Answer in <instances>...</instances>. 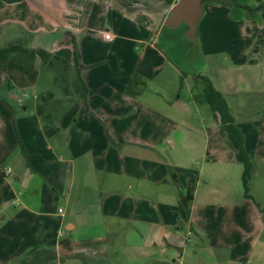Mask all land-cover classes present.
Masks as SVG:
<instances>
[{"label": "rangeland", "instance_id": "1", "mask_svg": "<svg viewBox=\"0 0 264 264\" xmlns=\"http://www.w3.org/2000/svg\"><path fill=\"white\" fill-rule=\"evenodd\" d=\"M246 2L253 8L264 4V0ZM103 4L94 1L90 6L89 15L76 25L78 27L73 33L74 40L68 35L65 45L60 48L54 46L53 49L60 58L61 55H69L68 45L76 47L78 51L99 54V62L95 64V76L107 81L113 76L111 67L127 65L128 59L132 62L134 59L136 61V58L130 52L127 53L133 49V43L127 39L128 31H132L130 20L127 19L122 27L125 21L113 20L111 13L102 7ZM21 6L22 4L17 2L0 3V47L15 42L14 37L20 36L23 27L27 26L29 13ZM217 6L202 18L198 31V34H201L202 27L207 34V37L201 40V49L206 54L210 52V55L200 56L197 53L198 48L193 50L191 59L182 55V50L185 52L187 45L179 28L170 31L169 38L166 35L164 38L160 36L158 43L181 71L175 70L169 65L170 62H162V59L158 64L152 62L150 57H143L138 63L135 62L138 68L153 65L152 69L159 70L158 74L153 76L150 71L138 69V72L149 77L147 89L137 95L140 94L154 103L160 114L149 116L150 123L147 124L142 120L130 122L124 134L119 136V141H126L122 150L124 155H136L142 159L143 166L138 167L136 177L148 179L150 183L142 182L141 187L127 191L129 199L125 210L130 213L131 219L113 236L111 241L114 245L108 246L105 256L102 255L103 252L90 256L81 250L87 244L96 243L98 246L107 241L103 231H109L106 224L110 219L105 216L101 206H93L95 223H100V226L96 225L86 234L77 235L78 240L74 239L73 246L68 242V233L61 236L57 260L48 255L43 258L45 264H264V183L249 184L252 172H245L244 163L243 167L240 165L238 168L231 164L230 148H237V145L213 117L203 95L208 85V82L204 81L206 79L215 90L231 95L222 94L233 119L236 114L232 104L247 101V106L254 104V110L250 109L258 119L257 126L264 124L261 122L264 121V90L260 89H264V7L256 9L253 15L243 10L233 18L229 6L226 5L229 9L227 12L222 9L226 8L225 5ZM140 10L127 11L125 16H135ZM41 23L43 22L32 23L33 25L29 23L27 27H39ZM104 33L113 34L112 40L102 41L100 36ZM67 34V30L63 31L61 39L64 40ZM85 36L89 40H85ZM23 38L20 39L22 45L29 49L37 48L27 46V40L23 41ZM27 39L30 37L27 36ZM31 42H34L32 38ZM126 53L130 58L124 57ZM37 57V64L43 62ZM17 63L13 71L17 73L20 68L24 73L25 69L22 67L26 65ZM214 67L218 69V76L215 75ZM8 84L13 85L10 82L7 86ZM256 87L259 88L251 91L247 97L245 91ZM41 90L40 85L27 86L20 79L17 85L14 84L11 89L3 91L0 96L7 98L8 94H11L16 102L25 100L24 102L31 105L35 101V95L40 94ZM260 90L261 92H258ZM176 100L180 101L179 105ZM171 102H176L178 106L172 107ZM14 109L20 117V109ZM34 113V107H29L23 115L26 120L20 121L19 118L18 124L16 116V119L9 120L16 134L22 129L24 136L25 130L33 126L28 116L31 117ZM42 122H45V125L40 128L45 132L38 134L48 137L51 130L47 131V126L51 120L43 119ZM133 124L138 125V130L132 128ZM211 126L220 128L222 135L217 137V144L213 140L215 137L212 135ZM34 127L37 128L36 125ZM52 127L59 128L54 123ZM2 129L3 127L0 130ZM60 132L65 133V128H61ZM71 132L69 128L68 134ZM148 140L154 143L153 148L149 150L143 145ZM212 143L217 145L215 148L222 149L218 163H214L210 157ZM18 148L17 158L24 161L26 156L22 143H19ZM94 160L97 158L94 157ZM151 163L154 164L147 167ZM75 174L74 181L77 182L80 174L76 171ZM185 177L194 179L195 191V202L190 204L187 210L181 202L185 196L180 193L176 198L175 195L176 190L184 191L187 188ZM248 194L251 196L246 198L245 195ZM172 205L180 210V215L174 221H168L167 214ZM139 211H143L142 215L147 217L157 214L161 222H153L151 219L137 221L133 216ZM71 220L77 224L81 221L76 216ZM84 221L89 222L88 219ZM33 222V217L24 213L11 220L9 227H0V244L19 245L28 242L27 245H32L30 242L36 239ZM76 234L78 233L74 235ZM166 242L173 247L176 245L179 250L167 246L168 250L172 251L161 252L159 246L165 245ZM121 244L127 246L125 253L120 247ZM16 253H21L26 258L32 252ZM48 253L53 251L49 250ZM170 253L175 261L169 256ZM37 263H40L39 259Z\"/></svg>", "mask_w": 264, "mask_h": 264}, {"label": "crops", "instance_id": "2", "mask_svg": "<svg viewBox=\"0 0 264 264\" xmlns=\"http://www.w3.org/2000/svg\"><path fill=\"white\" fill-rule=\"evenodd\" d=\"M94 1L103 2L102 7L111 13L113 20H124L122 27L127 19L132 25V31H128L127 39L133 43V49L127 53L133 54L136 61L134 59L130 62L128 59L127 65L120 64L118 68L111 67L113 76L111 75L112 77H109L107 81L95 76L97 74L95 64L99 62V54L78 51L76 47L68 45L69 55L67 57L61 55L62 58H60L53 49L54 46L60 48L65 45L68 35L74 40L73 33L78 27L76 25H79L89 15L90 6ZM176 1L21 0L17 2L22 4L21 8L24 11L29 13L26 20L27 26L29 23H43L35 28H29L24 24L25 27L20 35L23 36L14 37L13 41L24 37L23 41L27 40V46L42 48L50 54V57L44 64H41L43 62L37 64L39 59L36 56L31 66L22 67L25 69L24 73L19 67L17 73L13 71L18 63L11 59H7L0 68V93L11 89L14 84L17 85L20 79L27 86L40 85L42 89L40 94L35 95V101L31 105L29 102H24L25 100L16 102L11 94H8L7 98L0 96V129L3 127L0 130V227H9L11 220L28 213L34 219L32 228L36 235V239L30 242L32 245H27L28 242L19 245L0 244V264H45L43 258L48 255L57 260L61 236L68 233V242L73 246L74 239L78 240L77 235L86 234L96 225L100 226V223H95L93 206H101L105 216L110 219L106 224L109 231H103L107 241L98 246L96 243L87 244L81 250L90 256L92 254L96 256L102 252L105 256L108 246L114 245L111 241L113 236L118 234L126 222L131 219L130 213L125 210L129 199L127 191L141 187L142 182L150 183L148 179L136 177L135 172L138 167L143 166L142 159L136 155L129 156L126 153L124 155L122 150L126 141H119V136L124 134L130 122L142 120L147 124L150 123L149 116L160 114L159 108L154 103L140 94L137 95V93L145 92L148 87L147 77H149V75L145 76L142 72H138V69L150 71L153 76L158 74L159 70L152 69L153 65L138 68L135 62L138 63L140 58L150 57L152 62L155 61L158 64L162 59V62H170L169 65L175 70L181 71L158 43L162 36L163 21ZM214 3L219 2L204 0L202 4V15L197 28L199 50L197 53L200 56L206 54L201 49V40L207 37L202 27H200L201 34L200 32L198 34L200 22L206 14L218 7L217 5L219 7L224 5ZM133 9H141V12L136 13L135 16L126 17V12ZM222 9L226 12L229 10L227 6ZM65 30L68 34L62 40ZM105 34L109 33L101 34L100 39L111 41L114 35L109 34L110 37L105 38ZM27 36L30 39H27ZM31 38L35 43L31 42ZM85 40H89L87 36ZM127 53L124 57L130 58ZM207 54L210 55V52ZM65 62L68 65L66 70ZM217 70L214 67L216 76L219 74ZM8 82L13 85L8 84L7 86ZM84 87L87 90L85 93L83 92ZM258 88L245 91L246 96L249 97L251 91ZM221 93L230 95L224 91ZM176 101L179 105L180 101ZM177 103L171 102L170 104L175 107L178 106ZM232 106L236 114L233 120L243 135V148L248 160L247 171L252 172L249 184L262 185L264 183V124L257 126L258 119L253 112L251 113L254 110V104L247 106V101L240 104L234 102ZM15 107L20 109V117ZM29 107L35 109V113L31 117L28 116L33 126L25 130L24 136L22 129L16 134L9 120H14L15 116L17 124L19 118L20 121L26 120L23 115ZM43 119L51 120L50 124L46 125L47 131L51 130L48 137L38 134L45 132L40 128L45 125V122H42ZM261 122L264 123L263 120ZM53 123L59 128L52 127ZM35 125L37 128L34 127ZM211 127L212 135L215 137L213 140L217 144V137L222 135L219 132L220 128ZM61 128H65V133L60 132ZM69 128L72 131L70 135L68 134ZM132 128L138 130V125L133 124ZM19 143H22L25 151L24 161L17 158ZM143 145L149 150L153 148L154 143L148 140ZM215 146L217 145L212 143L210 157L214 163H218L222 149L215 148ZM230 149L231 164L238 168L243 163L238 148ZM94 157L98 161H95ZM143 161L148 162L149 160ZM75 171L80 174L77 182L74 181ZM124 171L128 172L124 173ZM185 178L187 184L188 179L191 178ZM186 192L187 188L184 191L176 190V198L180 196V193L183 194L181 196H185ZM79 194L81 195L78 196ZM249 196L251 195H245L246 198ZM194 200L195 191H192L191 199H187V208L195 202ZM170 208L167 220L174 221L179 217L180 210L174 205ZM142 213L143 211H139L133 217L140 222L150 219L153 222H161L157 214L147 217ZM74 216L81 220L78 224L71 220ZM86 219L89 222L84 221ZM75 233L78 234L74 235ZM165 245L159 246L163 253L172 251L168 250L167 246L179 250L176 245L173 247L167 242ZM120 247L125 253L127 246L121 244ZM49 250L53 253H48ZM16 251H31L34 254L31 253L29 257L24 258L25 256ZM115 253L118 255L117 252ZM169 256L174 260L172 253ZM38 259L40 263H37ZM96 261L102 262L103 260Z\"/></svg>", "mask_w": 264, "mask_h": 264}, {"label": "trees", "instance_id": "3", "mask_svg": "<svg viewBox=\"0 0 264 264\" xmlns=\"http://www.w3.org/2000/svg\"><path fill=\"white\" fill-rule=\"evenodd\" d=\"M21 0H0V3H15ZM215 2L223 3L230 7V13L232 17L239 15L241 11H247L249 15H253L256 9L264 7V4H260L256 7H250L246 0H212ZM203 4V2H202ZM39 56L43 62H47L50 54L42 48L29 49L22 45L20 39L15 42H10L2 47H0V68L7 59L22 63L26 66H31L33 59ZM65 70L68 65L65 62ZM81 83V80H79ZM208 82L207 89H204V99L210 107L213 117L219 121L221 128L227 133V135L234 141L237 145L239 156L244 163V170L247 172L248 160L245 155L243 148V135L233 122V118L228 111L226 101L219 91L215 90L210 84L209 80H204ZM83 92H87L86 88H83ZM194 187V179H188L187 181V192L185 197L191 199L192 191Z\"/></svg>", "mask_w": 264, "mask_h": 264}, {"label": "water", "instance_id": "4", "mask_svg": "<svg viewBox=\"0 0 264 264\" xmlns=\"http://www.w3.org/2000/svg\"><path fill=\"white\" fill-rule=\"evenodd\" d=\"M202 2L204 0H177L165 17L161 28L163 38L165 35L169 38L171 35L170 31L181 28L182 38L187 45L185 52L182 50V55L184 54V56H188L190 59L192 58L190 56L193 50L196 51L198 48L197 28L202 15ZM181 202L186 209V197Z\"/></svg>", "mask_w": 264, "mask_h": 264}, {"label": "built area", "instance_id": "5", "mask_svg": "<svg viewBox=\"0 0 264 264\" xmlns=\"http://www.w3.org/2000/svg\"><path fill=\"white\" fill-rule=\"evenodd\" d=\"M109 37H110L109 34H105V38H109ZM9 170H10V168H9Z\"/></svg>", "mask_w": 264, "mask_h": 264}]
</instances>
